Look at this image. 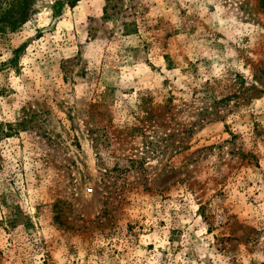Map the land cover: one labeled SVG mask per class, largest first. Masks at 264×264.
Wrapping results in <instances>:
<instances>
[{"label":"rangeland","instance_id":"obj_1","mask_svg":"<svg viewBox=\"0 0 264 264\" xmlns=\"http://www.w3.org/2000/svg\"><path fill=\"white\" fill-rule=\"evenodd\" d=\"M0 264H264V0L1 25Z\"/></svg>","mask_w":264,"mask_h":264},{"label":"trees","instance_id":"obj_2","mask_svg":"<svg viewBox=\"0 0 264 264\" xmlns=\"http://www.w3.org/2000/svg\"><path fill=\"white\" fill-rule=\"evenodd\" d=\"M32 0H0V26L23 25L29 17ZM79 0H68L73 7ZM17 50V49H16ZM14 50V52L16 51Z\"/></svg>","mask_w":264,"mask_h":264}]
</instances>
